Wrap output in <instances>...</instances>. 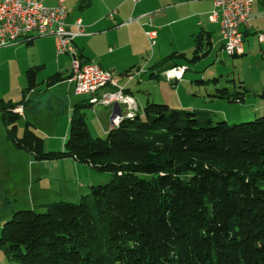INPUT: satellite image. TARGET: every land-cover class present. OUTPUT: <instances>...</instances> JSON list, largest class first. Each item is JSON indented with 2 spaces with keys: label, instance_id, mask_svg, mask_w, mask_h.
<instances>
[{
  "label": "trees",
  "instance_id": "trees-1",
  "mask_svg": "<svg viewBox=\"0 0 264 264\" xmlns=\"http://www.w3.org/2000/svg\"><path fill=\"white\" fill-rule=\"evenodd\" d=\"M204 50L199 36L192 59L174 53L161 64L196 62ZM42 68L26 71L20 103L0 99L8 140L38 161L73 159L110 181L75 203L14 212L0 236V251L13 264H264V115L214 125L207 115L148 102L143 115L93 139L84 111L94 104L83 100L73 106L63 150L46 152L29 122L18 135V109L27 110ZM71 77L55 74L48 84ZM245 95L218 88L214 97L241 104Z\"/></svg>",
  "mask_w": 264,
  "mask_h": 264
},
{
  "label": "rangeland",
  "instance_id": "rangeland-1",
  "mask_svg": "<svg viewBox=\"0 0 264 264\" xmlns=\"http://www.w3.org/2000/svg\"><path fill=\"white\" fill-rule=\"evenodd\" d=\"M130 1L132 2V0ZM141 2L142 0L139 3ZM139 3L133 4L138 5ZM48 5H50V3H48ZM97 7L98 5H96L94 12L97 10ZM73 8L74 7H71V9ZM76 9L77 7H75V10ZM215 9L216 7L214 10ZM214 10L211 12L209 19ZM146 16L152 17L153 15L149 13L142 17ZM142 17L135 18H139L140 22ZM248 21L250 22V15ZM211 22L216 23L214 21ZM217 23L220 25L219 22ZM260 34L264 35V32L257 33V40L261 45L264 46V44L261 43L259 39ZM110 39L112 38L105 37L102 40L103 43H86L88 50H92L94 54H102L107 52L108 55L106 57L108 59H114L117 57L121 58V56H129L134 52V50L138 49L140 45V43L139 45L138 43H134L135 48L133 51L130 49V47H125L123 50H117L118 46L116 44L108 43ZM156 39L155 44L152 45L148 38L150 45L145 47V56L147 55V52L150 54V52L154 49L156 45ZM251 39L254 38L251 37ZM38 41L39 40H37V42ZM243 41L245 46V36ZM48 42L49 41L47 40H42L39 41V43H34L32 46H24V48L20 50H18L19 47L0 48V99L4 100L5 102H12L14 104L20 103L23 99L22 93L27 87L25 75L26 71L30 67L45 64L44 68H42L38 74L37 80L40 85L37 89V92L30 94L27 98V118H23L18 123V135L19 137H22L26 123L29 122L33 132L45 140V151L58 152L63 150L66 138L70 133V118L74 105L72 102H69V99L66 96L69 91L68 88H70L68 83L62 84L61 86L59 85L51 87L48 84V80L57 72L65 74L68 67L71 65V59L67 56L58 58L54 45H51V43ZM160 42V39H158V45H164V43ZM122 44L126 45V43ZM149 46L152 48V50L149 48ZM254 46L257 50H260V47L257 43H254ZM110 48H112L114 51L112 54L109 53ZM217 53L220 54L218 59H216V52H212L211 54L207 55V57L202 58L197 62L183 61V64L186 66L175 67H185V72L188 68H190L192 71H195L196 73L198 72L197 74H199V80H204L201 79L202 76H205L206 80L210 78L211 81L214 78L219 79V81L223 80V82L220 83L221 87L227 86L232 91H234L235 88L239 89L238 81H233V79H235L239 74L247 79L253 78L252 75H254L256 81L262 80V76H256L258 73L251 70L254 66L255 70H257V65L253 59L244 60L246 57L233 59L220 50H218ZM136 54L137 53H135V55ZM192 57L193 55L189 58L192 59ZM77 58L82 60L80 57H78V55ZM88 64L98 66L92 62H88ZM175 67L163 71L162 76L164 77V80L171 83L182 81L183 77L177 81L167 77V73ZM143 71L144 70L140 68L139 72L133 74L138 75ZM134 75L129 74L128 77L132 76L133 78ZM115 77H117V74H115ZM112 78L115 81L113 75ZM145 80H148V78ZM180 85L182 86L179 91L182 95L183 92L186 91H183V84L180 83ZM117 86L118 87H115L111 83H108L106 86L100 88L96 94L99 95V93H106L110 91L114 92L121 88L123 89V93L125 95H128L132 98L133 103L131 106H128V104L122 102H117L113 106L114 108L115 105H118L121 112L123 107L127 109L126 115H116V117L121 118L122 121L124 118H131V116H129V112L132 113L133 116L137 115V104L135 99L127 93L124 87L120 86L118 83ZM261 100L264 102V99ZM209 108L212 110L209 113V118H211L214 125L222 121L229 125L251 122L264 115V111L260 115L255 113V109L258 108V106L254 104L253 94L249 96V100L244 106L241 104H230L228 101H224V103L217 101L215 103L213 102ZM100 109L103 108L100 107ZM98 111L100 110L98 109ZM98 111L94 112L93 108L86 109L84 111L86 113L87 128L93 139L106 137V133L103 131L100 125V122L104 121L103 116ZM105 122L103 124H106ZM117 126L112 125L111 127L114 128ZM92 179L97 181L104 180L100 181L102 182L100 184H106L110 181V174L97 172L88 165L75 164V162H72L68 159L53 161L36 160L35 156L31 152L16 148L14 143L8 140L7 127L2 121L0 115V236L4 223L11 219V216L14 212L20 210H34L36 212H44V205L50 204L52 202L66 200H68L66 202H78L81 198L79 197V186L83 185V190H87V187L91 184L90 182ZM90 193L91 191L89 193H85V195ZM0 264H13L8 259L4 251H0Z\"/></svg>",
  "mask_w": 264,
  "mask_h": 264
},
{
  "label": "crops",
  "instance_id": "crops-1",
  "mask_svg": "<svg viewBox=\"0 0 264 264\" xmlns=\"http://www.w3.org/2000/svg\"><path fill=\"white\" fill-rule=\"evenodd\" d=\"M81 1L82 0H66V5L70 12V21L75 22L80 18L85 25L86 35L78 37L75 40L77 55L83 61L95 63L102 70L112 73L115 81L120 86L124 87L127 93L135 99L137 114L143 115L144 107L148 102H158L165 103L175 109L189 110L209 116V113L212 111L209 106H211L213 102L221 101L224 103V101H226L214 97L216 89L218 88L228 89L231 93H245L244 101L241 103L242 106L246 105L249 96L253 94L254 104L258 106V108L255 109V113L257 115L263 113L264 102L261 100L263 99L261 95L264 93V46L258 42L257 33L264 32V0H252L253 4L249 22L250 27H242V32L245 36V53L241 56L231 57L233 59L243 57H246L244 60L253 59L257 65V70H255V66L251 70L258 73L256 76H262V80L256 81L254 75H252L253 78L247 79L239 74L233 79V81L237 80L239 83V89L235 88L234 91L230 90L227 86L221 87L220 83L223 82V80L219 81L217 78H214L218 80L217 83H213L210 78L206 80L205 76H202L201 79H204L203 81H209V83L206 85L197 84L196 80H199V74H197L198 72L192 71L190 68L187 69L182 81L179 82L171 83L164 80L162 76L164 70L174 67L175 65L186 66L183 64V61L186 60L178 58L165 63L164 66L161 63L174 53L185 54L186 57L190 59L189 57L193 55L196 49L199 36L203 38V45H205L204 53H207L202 58L207 57V55L212 52H216V59H218L220 54L217 53V51L220 50L224 52V41L220 34V25L211 22L209 19L211 12L215 8L214 0H142L138 5H134L130 0H92L91 4L83 9L80 8ZM96 5H98V7L94 12ZM71 7L74 8L71 9ZM75 7H77L76 10ZM113 11H116V15L112 19L109 17V14ZM149 13L153 15L152 21H150L148 16L142 17ZM135 17H142V19L140 22L124 25L131 18ZM150 30H155L157 32L156 45L153 50L149 46L152 51L150 54L147 52L145 56V47L150 45L146 32ZM105 37L112 38L108 43L116 44L118 46L117 50L130 47L133 51L135 48L134 43H138V45L140 43V45L138 49L130 54L132 56H121V58L117 57L114 59H108L106 57L108 55L107 52L94 54L92 50H88L86 43H103L102 40ZM251 37L254 39H251ZM158 39H160V43H164V45H158ZM37 40L49 41L48 43L54 45L57 53L56 39L54 37L35 38L31 42L32 44L28 45V43H25L14 47H19L18 50H20L23 49L24 46H32L34 43H39ZM122 43H126V45ZM254 43L259 45L260 50L255 48ZM113 52V49L110 48L109 53L112 54ZM135 53L137 54L135 55ZM62 56L69 57L71 59V65L68 67L65 74L60 72L56 74L68 76L71 73L72 56L57 54L58 58ZM44 65L40 66L44 68ZM140 68L144 71L141 72V74L134 75L133 73L139 72ZM115 74H117V77H115ZM129 74L134 75V77L129 79ZM147 78L148 80H145ZM65 83H68L70 86L66 96L73 105L83 100H89V97H76L74 94V84L69 80L53 86H61ZM180 83L184 86L183 91H186L183 92L182 95L179 91L182 86ZM100 107L103 109H100ZM92 108L94 112H97L98 109L100 110L98 112H100L104 120L100 122V125L107 134L112 129L111 119L115 113V109L102 105H93ZM18 111L23 115V118H27V112L23 107L19 108ZM126 113L127 109L123 107L121 114L126 115ZM104 122L106 124H103ZM68 160L75 162V164H81L73 159ZM100 181L104 180L97 181L92 179L87 190H83V185L79 186V197H82L85 193H89L92 186L102 183Z\"/></svg>",
  "mask_w": 264,
  "mask_h": 264
},
{
  "label": "built area",
  "instance_id": "built-area-1",
  "mask_svg": "<svg viewBox=\"0 0 264 264\" xmlns=\"http://www.w3.org/2000/svg\"><path fill=\"white\" fill-rule=\"evenodd\" d=\"M140 1L132 0L134 4ZM252 2V0H214L216 9L210 19L220 23V33L224 41L223 50L229 57L241 56L245 53L241 28L250 26L248 18L251 14ZM115 15L116 11H113L109 17L113 19ZM149 19L152 21L151 16ZM134 22H139V18H131L124 25ZM84 35L86 33L82 19L70 21V12L65 0H0V48L29 43L35 38L54 37L57 54L73 57L72 77L69 81L74 84L76 96H88L90 103L94 105L113 107L115 103L122 102L131 106L132 98L125 95L121 88L114 92L96 94L108 83L118 86L110 72L103 71L95 65H83L82 60L77 58L75 40ZM146 36L154 45L157 32L147 31ZM259 39L264 44V35L260 34ZM185 70V67H175L167 73V77L175 81L180 80ZM129 78L132 79V76ZM117 119L119 117L111 120L112 125L117 126Z\"/></svg>",
  "mask_w": 264,
  "mask_h": 264
},
{
  "label": "water",
  "instance_id": "water-1",
  "mask_svg": "<svg viewBox=\"0 0 264 264\" xmlns=\"http://www.w3.org/2000/svg\"><path fill=\"white\" fill-rule=\"evenodd\" d=\"M114 109H115V113L112 118L116 117V115H121V110L118 105H115Z\"/></svg>",
  "mask_w": 264,
  "mask_h": 264
},
{
  "label": "bare ground",
  "instance_id": "bare-ground-1",
  "mask_svg": "<svg viewBox=\"0 0 264 264\" xmlns=\"http://www.w3.org/2000/svg\"><path fill=\"white\" fill-rule=\"evenodd\" d=\"M132 115V113H130V116ZM133 116V115H132ZM121 121V118L117 119V125L119 124V122Z\"/></svg>",
  "mask_w": 264,
  "mask_h": 264
}]
</instances>
